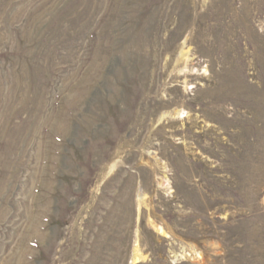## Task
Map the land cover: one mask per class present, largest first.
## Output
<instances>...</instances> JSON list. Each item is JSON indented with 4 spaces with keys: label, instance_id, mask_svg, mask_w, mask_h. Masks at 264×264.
Instances as JSON below:
<instances>
[{
    "label": "rangeland",
    "instance_id": "374dc122",
    "mask_svg": "<svg viewBox=\"0 0 264 264\" xmlns=\"http://www.w3.org/2000/svg\"><path fill=\"white\" fill-rule=\"evenodd\" d=\"M0 264H264V0H0Z\"/></svg>",
    "mask_w": 264,
    "mask_h": 264
},
{
    "label": "bare ground",
    "instance_id": "6f19581e",
    "mask_svg": "<svg viewBox=\"0 0 264 264\" xmlns=\"http://www.w3.org/2000/svg\"><path fill=\"white\" fill-rule=\"evenodd\" d=\"M143 196V195H142ZM160 230L162 231V229L160 228ZM136 247H138L137 245H136ZM136 259V258H135ZM137 260H139L138 258H137Z\"/></svg>",
    "mask_w": 264,
    "mask_h": 264
}]
</instances>
